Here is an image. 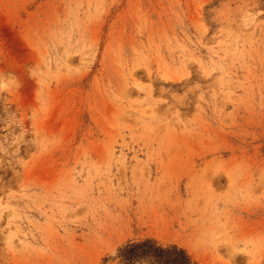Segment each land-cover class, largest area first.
<instances>
[{
    "label": "rangeland",
    "instance_id": "rangeland-1",
    "mask_svg": "<svg viewBox=\"0 0 264 264\" xmlns=\"http://www.w3.org/2000/svg\"><path fill=\"white\" fill-rule=\"evenodd\" d=\"M148 239L264 264V0H0V264Z\"/></svg>",
    "mask_w": 264,
    "mask_h": 264
},
{
    "label": "trees",
    "instance_id": "trees-1",
    "mask_svg": "<svg viewBox=\"0 0 264 264\" xmlns=\"http://www.w3.org/2000/svg\"><path fill=\"white\" fill-rule=\"evenodd\" d=\"M123 260L129 264L148 260L151 264H190L191 259L182 249L164 248L154 240L148 239L139 243H131L121 249ZM180 255V256H174Z\"/></svg>",
    "mask_w": 264,
    "mask_h": 264
},
{
    "label": "bare ground",
    "instance_id": "bare-ground-1",
    "mask_svg": "<svg viewBox=\"0 0 264 264\" xmlns=\"http://www.w3.org/2000/svg\"><path fill=\"white\" fill-rule=\"evenodd\" d=\"M257 21V20H256ZM259 21V20H258ZM256 27V26H255Z\"/></svg>",
    "mask_w": 264,
    "mask_h": 264
}]
</instances>
